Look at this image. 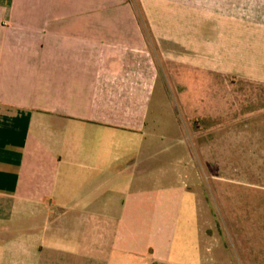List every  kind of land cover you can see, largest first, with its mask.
I'll return each mask as SVG.
<instances>
[{"label": "crops", "instance_id": "1", "mask_svg": "<svg viewBox=\"0 0 264 264\" xmlns=\"http://www.w3.org/2000/svg\"><path fill=\"white\" fill-rule=\"evenodd\" d=\"M180 2L205 14L159 15L205 20V54H264V0ZM134 12L0 0V264H205L203 224L145 157L151 53L192 46Z\"/></svg>", "mask_w": 264, "mask_h": 264}, {"label": "rangeland", "instance_id": "2", "mask_svg": "<svg viewBox=\"0 0 264 264\" xmlns=\"http://www.w3.org/2000/svg\"><path fill=\"white\" fill-rule=\"evenodd\" d=\"M154 1L130 0L141 28L172 31L192 48L151 53L159 78L145 157L203 224L205 264H264V54H205V20L159 15L205 11L157 0L162 11Z\"/></svg>", "mask_w": 264, "mask_h": 264}]
</instances>
